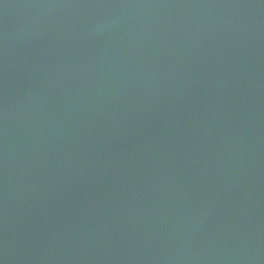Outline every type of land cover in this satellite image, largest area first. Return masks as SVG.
<instances>
[{
  "label": "water",
  "instance_id": "water-1",
  "mask_svg": "<svg viewBox=\"0 0 264 264\" xmlns=\"http://www.w3.org/2000/svg\"><path fill=\"white\" fill-rule=\"evenodd\" d=\"M0 264H264V0H0Z\"/></svg>",
  "mask_w": 264,
  "mask_h": 264
}]
</instances>
